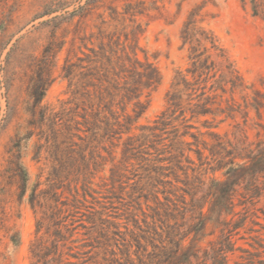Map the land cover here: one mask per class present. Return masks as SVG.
I'll list each match as a JSON object with an SVG mask.
<instances>
[{
  "label": "rangeland",
  "instance_id": "374dc122",
  "mask_svg": "<svg viewBox=\"0 0 264 264\" xmlns=\"http://www.w3.org/2000/svg\"><path fill=\"white\" fill-rule=\"evenodd\" d=\"M91 1L83 15L71 14ZM255 2L258 14L252 0H0V264H31L37 220L61 208L80 224L77 236L88 244L81 249L90 250L84 264H149L137 255V222L168 195L180 210L167 222L181 224L191 199L186 182L225 179L223 169L213 171L209 148L217 139L210 133L234 151L223 152L227 160L264 139V107H247L256 91L264 99V0ZM192 20L217 37L244 85L210 93L214 114L194 117L182 91L184 120L169 108L168 93L183 88L174 83L192 66L182 38ZM126 53L161 75L151 86L131 77L146 107L137 121V100L124 96L125 80L114 73ZM213 58L219 75L225 64ZM110 104L120 120L114 129ZM164 112L171 117L161 128L156 120ZM187 130L196 137L183 136ZM235 203L201 245L211 250L231 233L227 264H264V195L252 198L240 186Z\"/></svg>",
  "mask_w": 264,
  "mask_h": 264
},
{
  "label": "trees",
  "instance_id": "16d2710c",
  "mask_svg": "<svg viewBox=\"0 0 264 264\" xmlns=\"http://www.w3.org/2000/svg\"><path fill=\"white\" fill-rule=\"evenodd\" d=\"M93 3V1L87 2L71 14L83 15ZM252 3L254 13L258 14L257 2L252 0ZM195 22L196 20L187 22L182 35L184 44L190 46L192 66L187 69L186 74L180 72L177 82L174 83V88L181 85L183 88L168 93L169 108L173 110V113L181 110L184 120L187 109L183 105V93L187 94L188 109L191 110L192 117H194L196 115L214 114L210 106L213 98L210 93L214 95L219 88L226 92L225 85L227 84H231V90L244 85L241 74L229 62L217 37L206 29L197 28ZM213 55L221 57L222 63L225 64L226 70L219 75V69ZM118 58L121 61V70L114 72L115 79L124 78V96L129 97L130 100H137L133 108L135 112V120L133 121H137L146 107L140 101L139 86L136 84V80H132L131 77L137 75L141 81H144L145 85L151 86L160 82L161 75L156 66L150 62H142L136 55L132 57L126 53L125 57ZM189 75L194 79L193 82L189 80ZM212 79L214 82L208 87V82ZM182 91H186V93H182ZM255 93L256 97L250 104H247V107L252 106L260 113L264 107V99L261 100L260 91ZM106 107L112 113V118L107 119L108 126L114 129L116 124H120L119 117L113 114L112 104L106 105ZM170 117V114L164 112L156 120V125L165 128ZM185 127L190 128L191 126L186 123ZM189 133L191 132L187 130L182 135L186 136ZM210 134L217 139L209 148L211 156L218 164L217 167L213 168V171L223 169L225 179L213 177L209 184L204 179L199 180L197 184L186 182L187 187L184 189V195H189L191 199L187 203L188 206H184L181 210L184 219L181 224L167 222L169 217H176L175 212L180 210L177 202L172 200L171 196H165L167 202L163 203L162 206L152 207V212L143 219L144 224L137 222L136 228H138L139 233L133 231L138 243L137 255L141 262L144 261V258H148L149 264H207L210 259L211 264H227V253L235 247L231 233L226 234L218 243H214L211 250L205 249L201 242L211 233L208 232L210 224L213 227H218L220 224H224V216L234 212L235 195L240 186H243L246 193H249L252 198L264 195V139L258 140L254 148L244 146V153H238L240 156L236 154L227 160L224 156L220 158L223 152H227V156H230L234 151L228 148L217 132ZM191 135L196 137L193 133ZM189 151H195L201 156L200 149L189 148ZM236 157H240L242 161H236ZM186 159L189 162H194L190 155H187ZM19 168L25 175L24 168L22 166ZM202 193L203 197H199V194ZM36 196L34 190L31 196V203L34 208H36ZM155 198L157 204L162 203L159 196H155ZM206 205L207 211L204 210ZM67 211V209L61 208L57 215L51 214L49 221L45 216L37 220L36 239L30 247L31 264H84L89 260L86 255L90 250L83 249L82 251L81 249L88 244H81V238L77 236L80 224H75L77 220L71 218L72 214L66 213ZM164 215L166 216L165 220L162 219ZM16 237V234L13 235L12 240L17 241ZM140 251H142L141 254H138Z\"/></svg>",
  "mask_w": 264,
  "mask_h": 264
}]
</instances>
